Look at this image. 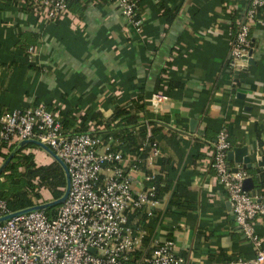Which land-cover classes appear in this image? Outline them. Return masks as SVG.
Instances as JSON below:
<instances>
[{
	"label": "crops",
	"instance_id": "crops-1",
	"mask_svg": "<svg viewBox=\"0 0 264 264\" xmlns=\"http://www.w3.org/2000/svg\"><path fill=\"white\" fill-rule=\"evenodd\" d=\"M31 1L34 9L25 11V0H0V111L41 104L61 120L70 110L75 126L80 114L95 112L104 121L88 119L89 132L106 137L114 135L105 122L116 108L125 105L141 120L144 111L132 102L143 103L145 122L161 126L154 134L159 154L150 158L143 146L150 155L132 172L137 190L148 184L144 172L161 178L153 215L140 210L150 238L172 239L187 264L252 258L210 153L225 125L230 149L246 145L252 158L264 154V7L250 25V61L236 76L226 61L228 31L248 0H137L139 30L113 0H91L81 15L69 8L57 20ZM164 11L175 17L169 21ZM156 93L165 98L154 106ZM246 170L262 193L264 170ZM254 225L264 245V218Z\"/></svg>",
	"mask_w": 264,
	"mask_h": 264
},
{
	"label": "built area",
	"instance_id": "built-area-1",
	"mask_svg": "<svg viewBox=\"0 0 264 264\" xmlns=\"http://www.w3.org/2000/svg\"><path fill=\"white\" fill-rule=\"evenodd\" d=\"M113 1L131 27L139 30L137 0ZM35 2L49 19L68 14L66 0ZM260 7H264L263 0H248L236 27L228 31L226 61L231 71L240 70L246 61L250 25ZM164 98L156 93L150 103L156 106ZM113 136L68 133L59 115L41 104L0 111L1 141L35 139L44 143L64 161L70 177L67 197L54 217L35 209L0 221V264H187L172 239L158 242L149 238L144 243L145 231L136 222L129 223L128 214L133 211L145 210L152 216L158 206L152 182L155 174L144 172L148 184L135 189L132 172L139 170L135 155L115 148ZM230 147L228 128L222 125L210 153L211 167L229 197L237 226L254 248V256L190 264H264V245L254 225L257 218H264V195L243 189L249 174L242 166L231 169L227 159ZM150 153V158L159 154L156 142L150 146ZM12 212L16 211H10L0 198V217Z\"/></svg>",
	"mask_w": 264,
	"mask_h": 264
},
{
	"label": "trees",
	"instance_id": "trees-1",
	"mask_svg": "<svg viewBox=\"0 0 264 264\" xmlns=\"http://www.w3.org/2000/svg\"><path fill=\"white\" fill-rule=\"evenodd\" d=\"M91 0H66L67 8L73 12H78L80 15L85 8L87 2ZM17 3L18 0H15ZM31 0H25L23 9L29 11L34 9ZM75 5V6H74ZM136 14L139 16L137 8ZM165 17L169 21L175 17V13L164 11ZM134 108H141L143 112L140 120L136 114L130 112V108L125 105L119 106L114 110L111 116L106 120L105 126L108 130L114 131L115 148L127 147L130 152L135 155V164L140 169L143 161L150 155L143 146L152 145L155 142L154 134L161 126L146 120L145 105L132 102ZM46 109L48 107L45 106ZM71 111H62L63 129L71 134H79L90 131L88 119L95 121V124L103 123V119L98 113L92 112L88 117L87 114H80L81 120L79 125L75 126L77 118L70 115ZM113 123V125H111ZM95 133V132H91ZM18 141L6 143L0 140V160L3 161L16 146ZM117 145V147H116ZM31 148H40L34 143L25 144L21 149L16 151L10 161L6 164L3 171L0 173V198L4 199L10 211L21 210L33 205L57 199L62 196L66 187V175L62 166L55 160L46 164H39L34 159V153ZM28 149V151H26ZM127 153V152H126ZM249 173V170H247ZM150 173V172H147ZM157 197L159 196V183L161 178L155 175L153 180ZM258 190L264 195V181L258 183ZM168 185H165V188ZM164 188V187H163ZM43 190H46L48 196L45 198ZM59 205L50 206L43 210L47 217L52 218L56 215ZM129 223L136 222L142 230L145 231L143 242L146 243L151 237V226L148 225L145 215L140 213V210H135L128 214Z\"/></svg>",
	"mask_w": 264,
	"mask_h": 264
},
{
	"label": "water",
	"instance_id": "water-1",
	"mask_svg": "<svg viewBox=\"0 0 264 264\" xmlns=\"http://www.w3.org/2000/svg\"><path fill=\"white\" fill-rule=\"evenodd\" d=\"M251 56V50L248 51L247 56L245 57L246 60L249 63V59ZM236 76L239 74V70H237L235 72ZM193 121H191V127L193 125L192 123ZM192 129V128H191ZM28 143H34L35 145H37L38 147H40L41 149H43L53 160L57 161L63 168L65 175H66V187L64 190V193L62 194L61 197L54 199V200H50L47 202H43L37 205H33L21 210H18L16 212H12L9 213L7 215H4L3 217H0V221H3L6 218L11 217L12 215L19 213V212H27L30 210H35V209H41L44 210L50 206H55V205H59L61 204L65 198L67 197L68 191H69V184H70V177H69V173L67 170V166L64 163V161L51 149L49 148L47 145H45L44 143L35 140V139H24L19 141L16 146L11 150V152L8 154V156L5 158V160L2 161V163L0 164V173L3 171V169L5 168L6 164L10 161V159L12 158V156L14 155V153L16 151H18L19 149H21L25 144ZM252 154L248 151V147L246 145H242V146H236L233 147L232 149H230L227 152V159L228 162L230 163L231 161H234L238 164L242 165V168L244 169H250V168H254L256 172H261L262 170H264V154L263 155H258V156H254V158H252ZM233 171L236 169L235 167L231 168ZM243 189L245 191L251 192V194H255V190L253 188V178L251 176H248L244 179L243 181Z\"/></svg>",
	"mask_w": 264,
	"mask_h": 264
},
{
	"label": "rangeland",
	"instance_id": "rangeland-1",
	"mask_svg": "<svg viewBox=\"0 0 264 264\" xmlns=\"http://www.w3.org/2000/svg\"><path fill=\"white\" fill-rule=\"evenodd\" d=\"M26 151H28V149H26ZM31 151L34 153V159H35V161L37 163H39V164H43V163L45 164V163H48V162H50V161L53 160L41 148H33ZM1 163H2V161L0 160V164ZM43 194H44L45 198L48 196L46 190H43Z\"/></svg>",
	"mask_w": 264,
	"mask_h": 264
}]
</instances>
